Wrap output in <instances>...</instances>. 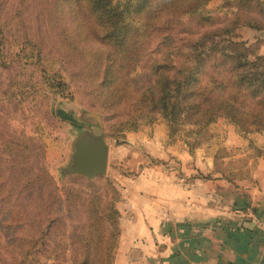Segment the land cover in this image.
<instances>
[{
    "label": "trees",
    "instance_id": "16d2710c",
    "mask_svg": "<svg viewBox=\"0 0 264 264\" xmlns=\"http://www.w3.org/2000/svg\"><path fill=\"white\" fill-rule=\"evenodd\" d=\"M212 1L0 0V64L19 68L9 90L14 89L17 105L30 96L29 89L32 102L39 97L49 107L51 98L72 95L65 76L35 40L24 36L15 42L14 50L8 49L7 11L20 16L33 5L40 9L42 25L48 27L49 17L67 51L82 58L79 72L97 109L112 116L108 135L121 139L124 132H137L160 120L168 137L181 138L191 153L213 138L211 128L219 121L231 124L241 135L264 137L263 44L238 40L244 28L264 32V0H221L223 5L215 14L207 9ZM70 19L82 28L84 41L100 48L78 49L69 33ZM26 67L39 78L30 87L23 80ZM146 75L151 77L147 86L138 93L130 88V82L137 86ZM51 113L59 122L72 120L61 108ZM33 116L32 133L48 136L42 120L36 113ZM19 135L29 141L25 130ZM17 147L21 148L17 157L23 160L30 153L29 145L22 141ZM252 149L251 159L263 153ZM235 153L221 148L214 157L215 173L230 183L250 178L249 172L242 175L240 170L247 160L239 165L223 162ZM42 172L48 194H43L45 204L32 209L35 231L9 239L11 260L6 264H112L120 233L116 204L121 199L115 187L107 180L99 185L72 177L61 193L52 176ZM2 212L0 207V217Z\"/></svg>",
    "mask_w": 264,
    "mask_h": 264
},
{
    "label": "rangeland",
    "instance_id": "374dc122",
    "mask_svg": "<svg viewBox=\"0 0 264 264\" xmlns=\"http://www.w3.org/2000/svg\"><path fill=\"white\" fill-rule=\"evenodd\" d=\"M222 5L223 2L221 0H214L208 5L207 9L209 12L215 14ZM39 17L40 9L33 5L25 7L20 13V16L13 15L12 11H7L5 18L7 19L9 26H6L5 28V36L8 40V49L14 50L16 48L14 46L15 42L24 38V36L35 40V42L38 43L42 54L53 60L56 69L65 76L69 83L72 95L69 99L51 98L49 107L46 104V100H42L39 97L36 99V103L32 102L33 98L31 94L33 93V90L29 89L28 92L30 96L24 98L17 105L16 98L12 95L14 89L9 90V85L11 83V77L16 76L19 68L16 64L11 68L0 64V207H2L3 211L0 217V264H6L11 260L8 253L11 252L8 247V241L10 238H13L16 235H30L35 231L36 225L30 220V216L33 215L32 209H34L35 206L41 207V205L45 204L44 199L42 198L44 192L47 193L48 191L42 170L44 169L52 176L59 190H61V193L64 191V187L70 178L81 177L70 176L65 179L60 177L59 168L65 166L69 160L68 156L70 154L72 137L68 131L72 125H78L75 123L57 121L52 115L51 110L61 108L68 113L70 118L80 110H87L101 115L104 136L109 147L107 170L104 176L90 181L96 182L99 185H103L106 180L109 181L111 185L115 187L121 200L123 199L122 185L118 180L125 179L130 184L134 181V183H136L135 185H139L136 180L140 176L141 171L144 169H161L164 166L163 164L156 163L159 162V159L157 160V158H154L149 154L150 150L147 145L144 147V145H141L142 143L140 144L133 139L127 138V135L138 134L146 129L144 137L152 138L157 131L156 136L162 135L167 137L166 148L174 146L176 143H180L183 144L189 152V148L181 138L177 137L171 140L168 137L167 126L164 121L160 120L142 126L137 132H124L121 139H115L113 136L108 135L106 130L109 123L113 122L111 121L112 116L110 113L99 111L97 109L96 102L90 94V87L87 84L83 73L79 72L83 63L82 58L78 57L76 52L72 53L67 51L60 38L57 37L58 33H54V29L56 28L51 25L49 17H46L48 27L42 25ZM70 21L71 22L68 23L69 33L72 41L78 49L97 50L100 48L98 44L84 41L85 38L82 28L79 25H75L72 19H70ZM238 40L248 44L256 41L262 42L263 47L260 52L261 54H264V32H255L248 28H244L239 31ZM139 68L140 67L136 69L137 74H139ZM22 74L25 84L29 87L33 80L38 81L39 79L38 74H36L30 67L24 68ZM150 81V75H146L139 81L137 86L136 83L130 82V88L138 93V89L147 86ZM29 87H23L22 89L28 90L26 88ZM38 91L40 93H45L40 87ZM35 113L37 118L42 120V124L45 128L46 134L48 133V136L42 137L39 134L32 133L30 125L35 119L33 116ZM153 124L159 125L160 129L155 130L157 126H154ZM231 126V124L222 121H220L218 125H214L211 128L213 138L199 148L212 143V146H209L208 148L216 150L215 155L221 150V148L227 151H235V155L223 160V162L226 164L228 161H231V163L238 161L239 165L241 164L239 163L240 160H247V166L239 169L241 170L242 175H248V172L250 174L251 171L250 161H253V158L251 159L249 156L255 154V151L252 148H256L257 150L260 149L252 143V140H250V152L245 157H239L238 154L240 149L228 150L222 146L221 139L225 136L224 133L230 132L229 130H231ZM22 129L27 132L29 141L20 137L19 133ZM238 135L249 137L261 134L241 135L238 133ZM261 136L263 137V135ZM22 141H26L27 145H29L30 153L25 155L23 160H20L17 155L21 148L18 149L17 144ZM128 141L131 142L130 145H128ZM185 148L183 149L186 150ZM199 148L194 149L192 153L189 152V154H193L195 150ZM137 152H139L141 156H145L146 161L144 163H139V159L136 157ZM172 166L176 167L175 163ZM225 168L229 169L231 172H237V169L228 168L226 166ZM29 179H31L32 182L25 185V181ZM127 182L125 185H128ZM23 185H25L24 188ZM36 192L37 194H35ZM33 193L34 195H32ZM121 200L116 204L119 213ZM40 211H44V207ZM250 211L251 210H247L246 212L249 213ZM253 216L254 215H252V217ZM243 218L247 219L249 218V215L244 213ZM120 221L121 220H119V240L117 242V247L114 250L115 255L112 264H114V262H116L115 260L119 258L120 253L118 252L119 242L121 240ZM67 230L69 231V229Z\"/></svg>",
    "mask_w": 264,
    "mask_h": 264
},
{
    "label": "crops",
    "instance_id": "0c3cea01",
    "mask_svg": "<svg viewBox=\"0 0 264 264\" xmlns=\"http://www.w3.org/2000/svg\"><path fill=\"white\" fill-rule=\"evenodd\" d=\"M230 128L221 139L226 149H240L245 157L252 140L263 152L250 161L249 180L230 183L215 173L212 143L189 154L180 143L166 148L167 137L157 131L152 138L144 137L146 129L127 135L166 167L144 169L139 185L118 180L123 199L114 264H264V138ZM136 157L146 161L139 152ZM245 210L254 216L243 218ZM251 221L256 226L248 230Z\"/></svg>",
    "mask_w": 264,
    "mask_h": 264
},
{
    "label": "water",
    "instance_id": "95a60500",
    "mask_svg": "<svg viewBox=\"0 0 264 264\" xmlns=\"http://www.w3.org/2000/svg\"><path fill=\"white\" fill-rule=\"evenodd\" d=\"M72 125L69 134V160L65 166L59 168L62 179L70 176H81L94 180L104 176L107 170L108 145L104 136L101 115L87 110H80L72 116ZM256 226L254 221L246 222L245 227L252 230Z\"/></svg>",
    "mask_w": 264,
    "mask_h": 264
},
{
    "label": "built area",
    "instance_id": "2783aa9c",
    "mask_svg": "<svg viewBox=\"0 0 264 264\" xmlns=\"http://www.w3.org/2000/svg\"><path fill=\"white\" fill-rule=\"evenodd\" d=\"M248 215H249V218H250V217H252L253 213L249 212Z\"/></svg>",
    "mask_w": 264,
    "mask_h": 264
},
{
    "label": "flooded vegetation",
    "instance_id": "af4514ba",
    "mask_svg": "<svg viewBox=\"0 0 264 264\" xmlns=\"http://www.w3.org/2000/svg\"><path fill=\"white\" fill-rule=\"evenodd\" d=\"M71 119H72V117H71ZM70 123H73V121L71 120V122Z\"/></svg>",
    "mask_w": 264,
    "mask_h": 264
}]
</instances>
